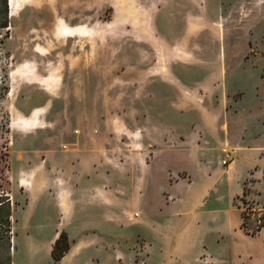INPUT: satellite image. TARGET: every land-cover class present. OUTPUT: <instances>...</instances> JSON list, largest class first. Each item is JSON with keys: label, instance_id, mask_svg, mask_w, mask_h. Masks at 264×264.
<instances>
[{"label": "rangeland", "instance_id": "rangeland-1", "mask_svg": "<svg viewBox=\"0 0 264 264\" xmlns=\"http://www.w3.org/2000/svg\"><path fill=\"white\" fill-rule=\"evenodd\" d=\"M15 6L12 12L7 0L9 25L0 29V194L12 193L15 210L11 212L6 197L0 198L6 206L4 217L0 213V264H167L172 262L167 253L174 251L173 264L193 262L200 251L198 237L189 252L180 253L174 246L182 218L150 220L142 212L145 205L134 203L144 177L142 165L168 146L176 152L159 155L145 173L142 193L149 206L189 193L193 171L182 168L188 158L177 152L202 150L208 155L194 159L207 164L212 155L224 170L239 144L246 150L238 152L232 174L217 176L206 203L218 197L227 210L229 197L243 187L234 199L241 219L251 203L259 213L246 216V228L256 232L264 227L259 198L264 199V0H15ZM199 17L202 28L191 40L200 49L199 59H175L163 41L175 45L188 21ZM172 66L180 84L193 87L188 94L191 107L183 110L172 104L182 92L160 81ZM219 68L225 70L227 97L216 90L210 102L214 86L197 90V85ZM223 109L228 111L231 139L223 114V126L215 135L197 136L200 116L220 117ZM31 112L47 116L51 125L35 133L28 129L34 135L25 144L17 134L10 139V121ZM147 115L168 118L169 134L166 127L142 121ZM109 119L115 121L111 129ZM23 145L33 160L44 161L42 153L52 151L48 168L65 161L74 166L82 160L94 166L110 162L97 175L89 172L92 188L111 187L110 204H97L66 220L70 248L64 263L54 262L50 250L64 223L57 210L42 202L19 210L24 189L6 182L5 165L15 170L21 164L10 158L7 164V156ZM79 167L72 180L84 184L87 169ZM213 222L224 231L221 216ZM203 225L208 228V222ZM206 235L211 240L216 236ZM229 243L221 245L223 258Z\"/></svg>", "mask_w": 264, "mask_h": 264}, {"label": "crops", "instance_id": "crops-1", "mask_svg": "<svg viewBox=\"0 0 264 264\" xmlns=\"http://www.w3.org/2000/svg\"><path fill=\"white\" fill-rule=\"evenodd\" d=\"M201 28L202 17H199L198 21L189 20L187 25H185L184 34L181 38L176 40L175 45L171 46L167 43V41H163L166 44V47L168 46L167 48L169 53L172 54L175 59H188L189 57V59L192 60L199 59L198 56L200 49L195 45L192 46L191 40ZM178 63L182 62L174 61V65ZM173 66L167 69L168 73L166 76V80L160 81L165 83L168 87L172 86L176 93H178V90L182 92L180 101H178L179 98L178 100L177 98H175L174 103L172 104L174 107H178V109L183 110L184 107H191V104L188 102V100L190 99V96H188V94L191 95V93L189 92L193 87L187 88L186 86L180 84L178 79L174 76ZM225 75L226 74L224 68H219L215 69L214 71H210V74L208 75L209 79L206 81V83L197 85V90H199L200 88L203 89L204 87L206 88L209 85H212V87L214 86V93L211 95L210 98L207 97V100L210 102L212 101V97H214L215 92L217 91L224 92L226 96V93H228V88L226 86ZM156 79L159 80V78ZM153 83L154 82L152 81L151 84ZM153 98L154 96L152 97V99ZM176 100L178 102H176ZM36 110L37 109H35L34 111ZM219 113L220 117L215 118L207 113H203L200 116L201 124L198 128H196L197 136L199 134L215 135L216 131L218 130L217 127L223 126L220 125V121L223 114L222 124L226 122V137L227 139H231V136H229L230 131L227 119L228 111L226 109H223V111L221 110ZM159 118L160 120L150 119V116L147 115L142 116V121L144 119H148L150 120V123L152 125L155 122L158 124V126H161L162 128L166 127L167 130L165 132L169 134V130L172 129V126H170L168 118L164 119V117L162 116H160ZM49 119L50 118H47V116L45 115L33 114L32 112L27 114L20 113L18 117H14L10 121L9 137L11 139L14 134H17L18 137H20L24 142L27 137H32L35 132L41 130L43 127L50 126L51 120ZM88 123L92 124L93 120L92 122L88 121ZM106 125L109 128H113L115 126V121L109 119L107 122L106 120ZM28 129L33 130L30 132L34 133H27L29 131ZM120 131L122 132L121 129ZM152 132L153 130H151V133ZM11 141L13 143V139ZM234 145H237V143H234ZM236 147L238 149V152L246 150V148L240 146L239 144ZM174 152L176 151H174L171 146H168L166 150L154 152L151 162L149 164L142 165L144 177L140 180L139 188L135 192L136 196L134 198V203L135 205H137V207L142 203L143 205H145L143 207L144 210L142 211L144 213L145 218L150 220L154 218H182L181 220H179L180 222L182 221V230L177 231L176 234H178V237L173 238V242L175 243L174 246L178 249L180 253H186L193 250L195 248L194 245L196 243V238L198 237L200 243V251H198V253H196V255L194 256L193 262L183 261V264H264V227H262L255 234L247 233L242 228V219L239 213L240 211L238 207L234 205V199L243 194V187L240 189L241 191L229 197L230 207L227 208V210L221 206L218 197H216L214 202H212L211 204L206 203L207 199L210 198V194L212 193L213 189L215 191L217 176H227L232 174V172L234 171L235 159L238 155V152H236L234 159L228 164V167H226V169L224 170H221L222 168L217 162L218 159L215 158V160H213L214 157H212V155L211 158L208 160L207 164H205V161L201 162L194 159L195 156L193 157V155H199L200 157H202L203 155H208L207 152H203L202 150L193 149L192 151H187L184 153L177 152L186 155L188 158L187 166L182 168L192 169L193 171V178L187 187L189 193L184 197L179 198L176 196V194V199L170 200V203L161 201L158 203L157 206H151L152 203L150 206L147 204V201L144 199L145 195L142 193L144 189L143 186L146 181L145 173L152 170L155 162H157L158 160L159 155H166L167 153ZM27 154L28 151L26 150L24 145L22 146V149L13 148L7 156V164H9V158L12 162H14L13 160L21 161V164L15 170H12L13 168L10 169L9 166L5 165L6 169L5 171L3 170V172H6V182L15 185V187H18L19 189H24L23 198L21 199L23 207H21L19 210L25 211L31 204L36 202H42L46 206H53L59 213L60 218L64 221V223H62L61 225L62 229L56 232L55 238L52 240L50 247L51 250L55 240L58 237L57 235L62 232L64 233V224L67 222L66 220H68L72 216H76V214L81 215L88 209L93 210L97 204L101 206L102 203L110 204V200L107 196L111 192V187L104 186L103 189L92 188L90 184H92L93 181H89V172L91 173V175H97V173L100 171L99 169L102 167L110 166V162H99L98 166H94L90 161L87 163H83L84 160H82L77 163L78 165L74 166L72 165V163H67L64 160V164L51 165L48 168L47 165L48 162H50L49 157L51 156V154H53L52 151L45 150V153H42L43 157L41 158L44 161L33 160L32 158L27 156ZM37 155H39V153ZM97 157L99 158V156ZM107 161L111 160L108 159ZM214 162H217V164H215ZM79 166L81 168L82 166H85V168L87 169V182L84 184H81V181L78 179L72 180V177L77 173L75 168ZM166 172L168 173L169 169H167ZM107 177L109 178V176ZM259 183L261 184L262 182ZM183 186L184 185L179 184L176 185V187ZM7 192V194L1 193L0 198L6 197L7 201H9L10 205L12 206L10 209L11 212L15 213V210L13 208L12 193H9V191ZM215 196L217 195H214V197ZM259 198L260 201L264 204V199H262V197L260 196ZM108 204H105V207H108ZM5 207L6 206H4L3 203H0V213H2L3 217L6 210ZM122 213L124 214L125 212L122 211ZM222 213H226V216ZM234 213H237V215L239 216V218L237 216V221L235 220V223L232 222L235 217ZM131 215L132 214H130V216ZM217 215L221 216L223 219L224 231L221 228H218L216 222H213V219H215ZM222 215H224L225 217H223ZM206 222H208V228H205V226L203 225V223ZM207 233L208 235L216 234V236L214 239L211 240L207 238ZM181 236L182 238H180ZM227 241L230 242V247H228L229 252L226 257L223 258V255L221 253L223 249L220 250V248L221 245ZM212 248H215L214 250L217 249V253L211 252L214 251L212 250ZM167 254L168 259L172 261L171 263L167 264L175 263L174 259H176V252L174 251L175 255H171V253ZM171 257H173V260L170 259ZM67 259L68 256H64L61 259V263H64V261ZM179 264H182V262Z\"/></svg>", "mask_w": 264, "mask_h": 264}, {"label": "trees", "instance_id": "trees-1", "mask_svg": "<svg viewBox=\"0 0 264 264\" xmlns=\"http://www.w3.org/2000/svg\"><path fill=\"white\" fill-rule=\"evenodd\" d=\"M9 25V17H8V7L7 0H0V29H6ZM243 223L242 228L250 234H255L256 232H250L246 228V222L244 221V216L242 217ZM259 231V229H258ZM70 248V243L68 241L67 235L65 233H60L59 237L55 240L52 249L51 256L54 262L60 261L64 255L68 252Z\"/></svg>", "mask_w": 264, "mask_h": 264}, {"label": "built area", "instance_id": "built-area-1", "mask_svg": "<svg viewBox=\"0 0 264 264\" xmlns=\"http://www.w3.org/2000/svg\"><path fill=\"white\" fill-rule=\"evenodd\" d=\"M76 133V132H75ZM225 164V162H223ZM249 203V202H248ZM257 213H259L258 211H256L254 208H252L251 203L247 204L246 203V209L244 208V221L246 220V216L248 217H254L255 215H257ZM261 218H262V222L264 223V213L261 214ZM246 222V221H245ZM247 226V224H246ZM263 226V225H262ZM262 226L257 227L256 231H258V229L260 230L262 228ZM249 230V229H248Z\"/></svg>", "mask_w": 264, "mask_h": 264}, {"label": "bare ground", "instance_id": "bare-ground-1", "mask_svg": "<svg viewBox=\"0 0 264 264\" xmlns=\"http://www.w3.org/2000/svg\"><path fill=\"white\" fill-rule=\"evenodd\" d=\"M10 5L12 7V12H14V10L16 9L15 0H10Z\"/></svg>", "mask_w": 264, "mask_h": 264}]
</instances>
